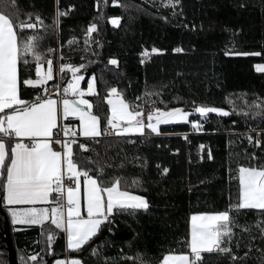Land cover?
<instances>
[{"label":"trees","instance_id":"obj_1","mask_svg":"<svg viewBox=\"0 0 264 264\" xmlns=\"http://www.w3.org/2000/svg\"><path fill=\"white\" fill-rule=\"evenodd\" d=\"M15 5L9 13H39L45 25H52L57 7L67 10L69 5L75 6L61 18L58 30L49 28L41 48L59 49L64 44L59 51L65 53V62L85 65L81 70L83 88L95 75L97 94L88 100L101 117L102 131L108 111L104 97L111 86L117 87L128 102L141 104L145 114L153 105L165 110L182 108L189 113L187 123L162 125L157 135L128 139L102 135L96 139L99 143L79 139L95 149L83 156L98 161L106 177L120 176L128 181L127 190L146 197L149 209L115 213L80 251L69 254L86 251L81 258L85 264H138V254L146 264H159L167 253L189 251L184 241L190 216L226 210L238 195V166L264 165V148L250 145L245 135L251 131L255 136L264 129V116L254 115L260 110L249 107L253 101L264 100V73L254 66L264 64V0H181L175 9L167 6L166 0H118L116 4L112 0H59L58 4L57 0H15ZM111 17H119L120 23L114 26L109 22ZM20 19L27 20L23 15ZM91 22L97 23L98 32L92 34L95 42L85 51L83 33ZM25 34L31 32L26 30ZM72 36L77 37V44L69 53L66 41ZM153 47L164 51L151 53ZM174 47L184 51L174 53ZM144 50L148 55L141 64ZM110 58H116L118 66L109 65ZM19 71L21 81L29 74L35 78L31 65L21 63ZM69 78L70 73L64 75L61 83L66 84ZM54 85L57 83L48 87L54 91ZM35 95V89L21 86V98ZM197 105L222 108L229 115L211 113L203 119L194 111ZM191 120H198L201 129L194 130ZM68 123L78 126L77 120ZM252 153L257 159L251 158ZM165 167L167 173H163ZM90 174L95 175V171ZM133 180L137 183L132 184ZM233 215L241 227L250 228V232L234 229L240 247L234 243L233 251L242 257L236 264H264V251L258 250L264 249V238L256 227L257 223L264 226V216L254 209ZM10 228L18 264H33L28 258L36 253L38 264L67 255L65 233L55 230L50 222ZM49 230L55 231L51 251L46 242ZM112 231H127L129 236L118 239L110 234ZM249 244L251 251L244 258ZM7 259L6 250L0 246V264H7ZM201 264L231 262L227 256L205 253Z\"/></svg>","mask_w":264,"mask_h":264},{"label":"snow or ice","instance_id":"obj_2","mask_svg":"<svg viewBox=\"0 0 264 264\" xmlns=\"http://www.w3.org/2000/svg\"><path fill=\"white\" fill-rule=\"evenodd\" d=\"M58 2L59 0L57 4ZM104 2L107 3L108 0ZM112 3L116 4L118 0H112ZM166 3L175 9L181 0H166ZM15 8V0H0V199L11 214L13 223L43 226L45 222H50L55 230L65 233L67 249L78 252L97 235L105 222H111L115 213H139L149 209L146 197L127 190L128 181L120 176L106 177L104 167L98 161L92 157H84V152L95 149H90L88 143L80 142L78 138L99 143L96 138L113 132L117 135H144L147 129L150 134H158L160 124L188 121L189 113L182 108L165 110L153 105L145 114L141 104L128 102L117 87L111 86L107 88V95L104 97L108 111L106 127L102 131L101 117L93 112L92 102L84 98L86 93L97 94L95 75L88 79L87 89H82L80 82L84 80V76L81 70L85 65L65 62V53L59 51L64 48V44H60L59 49L41 48V41L49 28L58 30L61 18L68 16L75 6L69 5L67 10L57 7L52 25H45L39 13H28V19L22 20L18 10L9 13V9ZM119 20V17H115L110 18L109 22L117 25ZM191 27L195 29L196 26L193 24ZM26 30L31 34H25ZM96 32L97 23H89L83 33L85 51L95 42L92 34ZM66 44L69 53L74 52L72 46L77 44V37H70ZM57 51L58 71L54 69L53 57V53ZM163 51L151 48V53ZM183 51L182 47L172 48L174 53ZM147 55L148 50L141 53V64L145 62L143 57ZM21 63L32 66L35 78L29 74L21 81ZM107 63L118 66L116 58H110ZM255 67L258 71H264V65L258 64ZM54 72L61 79L70 73L62 94L60 85H54V91L47 86L53 80ZM21 86L35 89L36 95L32 99L21 98ZM249 107L260 110L254 115L264 116V100L260 103L253 101ZM194 111L203 119L211 113L229 115L222 108L207 105H197ZM69 118L77 119L78 127L64 123ZM190 123L194 130L202 127L198 120H191ZM245 135L250 145L264 148V129L256 131L255 136L251 131ZM209 158L211 159V153ZM251 158L257 159L256 154L252 153ZM93 164L96 165L95 169L91 167ZM93 171L95 175L90 174ZM168 171L166 167L163 169V173ZM237 172L236 202L226 210L192 214L188 237L184 241V246L189 251L167 253L159 264H201L205 253L227 256L231 264L242 259L233 251L234 243L236 248L240 247V240L236 238L234 229L241 227L233 213L254 209L264 216V165H239ZM136 183L137 181H132V184ZM16 205L29 206L14 207ZM256 227L264 238V226L257 223ZM241 231L250 232V228L243 226ZM54 236V230L47 232L49 251L52 249ZM251 239L255 240L256 237L252 236ZM247 247L249 251L244 252V258L248 257L252 246L249 244ZM92 252L97 254L95 248ZM28 260L38 264L39 254L31 255ZM135 261L146 264L140 254L135 257ZM55 264H82V261L79 258L57 259Z\"/></svg>","mask_w":264,"mask_h":264},{"label":"crops","instance_id":"obj_3","mask_svg":"<svg viewBox=\"0 0 264 264\" xmlns=\"http://www.w3.org/2000/svg\"><path fill=\"white\" fill-rule=\"evenodd\" d=\"M256 65H258V64H256ZM256 65H254V66H256ZM259 65H264V64H259ZM54 69H55V66H54ZM56 71H58V67H57V69H55ZM255 70L257 71V72H259V73H264V71H258L257 69H256V67H255ZM55 76H56V74H55V72H54V78H53V80L52 81H49L48 82V84H50V83H52L53 81H54V79H55ZM59 82H61V77L59 76V75H57V84H59ZM82 82H83V80L80 82V87L82 88V89H87V88H83L82 87ZM62 84V83H61ZM88 87V86H87ZM28 88H31V87H28ZM96 88V87H95ZM89 96H93V95H89V94H87L86 93V95H85V99H89L88 97ZM74 120H77V119H74V118H69V120H67V121H64V122H71V121H74ZM188 120H189V117H188ZM78 121V120H77ZM188 121H182L181 123L183 124V123H187ZM176 122H170V123H162V124H160L159 125V132H160V127L162 126V125H167V124H175ZM78 124H79V121H78ZM177 124V123H176ZM74 127H78L77 125H74V124H72ZM101 129H102V127H101ZM152 135L153 134H155V133H151ZM159 134V133H158ZM116 136H120V137H127V139L128 138H134V137H145V136H149L150 135V133H149V131L146 129L145 130V134L144 135H140V134H127V135H117V134H115ZM155 135H157V134H155ZM101 137V136H100ZM100 137H98V138H100ZM81 139H85V138H83V137H80ZM97 139V138H96ZM3 204V203H2ZM3 206H4V204H3ZM29 205H16V206H14V207H21V208H23V207H28ZM37 207H43V206H46V205H36ZM5 207V206H4ZM5 209H6V211H7V208L5 207ZM7 214H8V217H9V221H10V224L11 225H21V223H19V222H17V223H13V219H12V216H11V214L7 211ZM45 223H47V222H45ZM22 225H27V224H22ZM35 226V225H34ZM38 226H40V225H38ZM66 239V238H65ZM86 245V244H85ZM84 245V246H85ZM83 247V246H82ZM67 248V247H66ZM69 251L71 252V250H68L67 249V255L64 257H62V258H58V259H62V260H70V259H72V258H79V257H77V256H75L76 254H69ZM81 261H82V259L81 258H79ZM57 259H55L53 262H52V264H55V261H56ZM82 264H85L83 261H82Z\"/></svg>","mask_w":264,"mask_h":264},{"label":"water","instance_id":"obj_4","mask_svg":"<svg viewBox=\"0 0 264 264\" xmlns=\"http://www.w3.org/2000/svg\"><path fill=\"white\" fill-rule=\"evenodd\" d=\"M1 204L2 203H1V199H0V212H3ZM5 217H6V215H5ZM6 227H7L6 231H5L6 238L1 239V242H3L5 244V249L7 251V257H8L7 264H18V259H17L18 254H16V250L14 248L12 233L10 230V224H9L7 218H6ZM110 234L112 236H114L115 238H118V239H126L129 236L127 231L118 232V234L116 232L112 231V232H110ZM85 252L86 251L79 253V254H76L75 256L82 258L84 256ZM46 261H47L46 264H52L53 259L48 258Z\"/></svg>","mask_w":264,"mask_h":264},{"label":"flooded vegetation","instance_id":"obj_5","mask_svg":"<svg viewBox=\"0 0 264 264\" xmlns=\"http://www.w3.org/2000/svg\"><path fill=\"white\" fill-rule=\"evenodd\" d=\"M1 203H2V199H1ZM1 206H2V204H1ZM2 209H3V212H0V246H1V249L6 250L5 244L3 242H1V239L6 238V234H5V231L7 228L6 227V218L8 219L9 224H10V221H9V217H8V214H7L5 207L2 206ZM5 215H6V217H5ZM10 227H11V224H10ZM10 230H11V228H10Z\"/></svg>","mask_w":264,"mask_h":264},{"label":"rangeland","instance_id":"obj_6","mask_svg":"<svg viewBox=\"0 0 264 264\" xmlns=\"http://www.w3.org/2000/svg\"><path fill=\"white\" fill-rule=\"evenodd\" d=\"M19 13H20V15H23V16L26 17V19H28V16H27L28 13H27V14H23V13H21V12H19ZM33 14H35V13H33ZM111 18H115V17H111ZM33 19H34V15H33ZM119 23H120V20H119ZM119 23H118V24H119ZM118 24H117V25H118ZM117 25H114V26H117ZM57 54H58V51L56 52V55H57ZM56 55L53 53V57H55ZM57 57H58V55H57ZM57 67H58V65H57ZM56 77H57V76H55V79H54V81H53L52 83H54V82L57 83ZM52 83H50V85H51ZM47 86H49V84H48ZM151 103H152V102H150L149 105H150ZM181 122H182V121H177L176 123H181ZM176 123H175V124H176ZM196 131H197V130H196Z\"/></svg>","mask_w":264,"mask_h":264},{"label":"built area","instance_id":"obj_7","mask_svg":"<svg viewBox=\"0 0 264 264\" xmlns=\"http://www.w3.org/2000/svg\"><path fill=\"white\" fill-rule=\"evenodd\" d=\"M58 56H59V51H58V54H57ZM58 85H60V88H61V94H62V91H63V86L65 85V84H61V82H59V84ZM152 105V104H151ZM64 123H67V122H64ZM116 136L115 135V132H113V134H111V135H108V134H105L104 136ZM78 139H81L80 137L78 138ZM58 147V146H57Z\"/></svg>","mask_w":264,"mask_h":264}]
</instances>
